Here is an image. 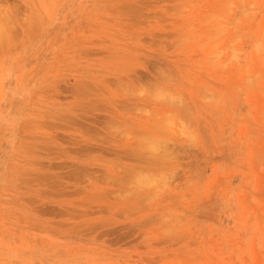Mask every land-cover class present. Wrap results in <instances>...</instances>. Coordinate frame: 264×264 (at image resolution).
Returning <instances> with one entry per match:
<instances>
[{
  "label": "rangeland",
  "instance_id": "obj_1",
  "mask_svg": "<svg viewBox=\"0 0 264 264\" xmlns=\"http://www.w3.org/2000/svg\"><path fill=\"white\" fill-rule=\"evenodd\" d=\"M0 264H264V0H0Z\"/></svg>",
  "mask_w": 264,
  "mask_h": 264
}]
</instances>
